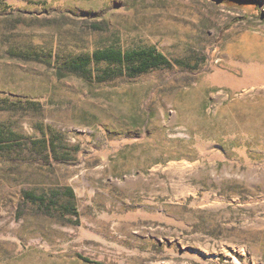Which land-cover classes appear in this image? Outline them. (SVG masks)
I'll return each mask as SVG.
<instances>
[{
	"label": "rangeland",
	"instance_id": "1",
	"mask_svg": "<svg viewBox=\"0 0 264 264\" xmlns=\"http://www.w3.org/2000/svg\"><path fill=\"white\" fill-rule=\"evenodd\" d=\"M251 1L0 0V264H264Z\"/></svg>",
	"mask_w": 264,
	"mask_h": 264
},
{
	"label": "trees",
	"instance_id": "2",
	"mask_svg": "<svg viewBox=\"0 0 264 264\" xmlns=\"http://www.w3.org/2000/svg\"><path fill=\"white\" fill-rule=\"evenodd\" d=\"M217 2H219L220 4H230V5H244L245 3H250V4H253V1L251 0H216ZM255 3V2H254ZM257 5V3H255ZM256 8V7H255ZM115 55L117 56V60H120V54L119 53H115ZM87 57H82L81 59H76L75 61L72 62V64L74 65V68H85L86 65H87ZM157 63H152V62H144V63H141V65L137 66L135 68V73H139V72H142V71H145L153 66H156ZM0 138H5V134L2 132V129H1V125H0ZM67 191V194L69 196H71V189L70 188H67L66 189ZM25 196H27L28 199H30L31 201H37L41 206H47V202H46V199L43 195H35L34 193H32L31 191H27L25 193ZM57 198L56 196H53L49 202L50 204H54L56 205L57 204Z\"/></svg>",
	"mask_w": 264,
	"mask_h": 264
}]
</instances>
